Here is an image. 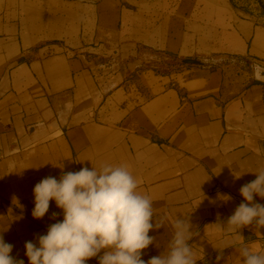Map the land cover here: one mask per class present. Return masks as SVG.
Listing matches in <instances>:
<instances>
[{"label": "crops", "instance_id": "0c3cea01", "mask_svg": "<svg viewBox=\"0 0 264 264\" xmlns=\"http://www.w3.org/2000/svg\"><path fill=\"white\" fill-rule=\"evenodd\" d=\"M140 45L230 60L125 73L110 86L98 77L103 56L127 59ZM253 64L264 66V10L230 0H143L136 10L119 0H0V236L10 255L29 264L26 242L63 220L55 201L33 218L37 183L104 165L126 166L153 202V223H164L149 232L145 262L166 251L177 217L197 233V264H243L242 246L264 253V228H242L241 238L226 227L245 202L240 188L264 172V81Z\"/></svg>", "mask_w": 264, "mask_h": 264}, {"label": "clouds", "instance_id": "9594fccd", "mask_svg": "<svg viewBox=\"0 0 264 264\" xmlns=\"http://www.w3.org/2000/svg\"><path fill=\"white\" fill-rule=\"evenodd\" d=\"M252 70L254 79L264 81V66L253 64ZM255 174L257 178L239 190L245 202L227 220V230L237 235L240 229L252 225L256 233L264 228V205L254 203V196L264 199V172ZM242 175L234 178L240 179ZM138 185L126 166L112 165L99 170L92 166L91 170L83 167L78 172H64L59 180L51 176L42 179L33 189V218L42 219L50 201H55L63 211V220L51 224L47 233L38 237V244L26 242L29 264H85L102 250L99 264H197L199 259L189 244L197 233L190 231L188 217H177L173 222L174 231L166 251L147 262L141 258L143 250L156 241L149 232L164 227V223L156 219L153 223V202L138 191ZM218 198L224 202L232 199L229 195ZM56 215L53 213L52 219ZM217 224L220 230L225 229V225ZM12 249L0 236V264H24L10 255ZM239 255L243 264H264V253L249 246H242Z\"/></svg>", "mask_w": 264, "mask_h": 264}, {"label": "rangeland", "instance_id": "374dc122", "mask_svg": "<svg viewBox=\"0 0 264 264\" xmlns=\"http://www.w3.org/2000/svg\"><path fill=\"white\" fill-rule=\"evenodd\" d=\"M86 3H98L101 0H83ZM122 5H125V8L136 10L140 8L143 0H119ZM147 1V0H146ZM201 1V0H199ZM232 5L235 8H240L246 10L249 14L258 15L261 13V9L264 10V4L257 5L256 0H230ZM260 6V7H259ZM140 13V12H139ZM138 20L141 19L139 14ZM135 20L129 16V20ZM258 20H261V17H258ZM137 51L134 52L129 58H120L116 52L109 55L103 56L102 61L99 63L102 65L100 68L101 71H98V77H101V80L110 81L109 85H112L116 79L123 77V74H127L129 77H136L137 72L150 70L154 71V74H168L174 70H180L181 68L185 69L186 65L189 63H184L183 58L173 56L168 52L157 51L151 49H145L141 45L136 47ZM209 57H198V58H189V59H198L200 62L205 64H219L221 62H226L230 59H218ZM230 58V57H228ZM236 62H241L240 59H237ZM155 66V67H154Z\"/></svg>", "mask_w": 264, "mask_h": 264}, {"label": "water", "instance_id": "95a60500", "mask_svg": "<svg viewBox=\"0 0 264 264\" xmlns=\"http://www.w3.org/2000/svg\"><path fill=\"white\" fill-rule=\"evenodd\" d=\"M184 63H194V64H204L203 62H200L198 59H183Z\"/></svg>", "mask_w": 264, "mask_h": 264}, {"label": "built area", "instance_id": "2783aa9c", "mask_svg": "<svg viewBox=\"0 0 264 264\" xmlns=\"http://www.w3.org/2000/svg\"><path fill=\"white\" fill-rule=\"evenodd\" d=\"M260 4H264V0H259ZM258 5V2H257Z\"/></svg>", "mask_w": 264, "mask_h": 264}]
</instances>
